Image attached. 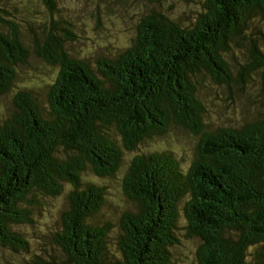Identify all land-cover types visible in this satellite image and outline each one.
I'll use <instances>...</instances> for the list:
<instances>
[{"label":"trees","instance_id":"16d2710c","mask_svg":"<svg viewBox=\"0 0 264 264\" xmlns=\"http://www.w3.org/2000/svg\"><path fill=\"white\" fill-rule=\"evenodd\" d=\"M42 1L57 9L56 0ZM202 7L193 24L150 14L129 47L93 64L66 51L73 35L57 36L52 22L43 42L33 32L29 47L23 22L0 8V95L30 63L31 48L60 69L46 104L21 91L16 111L0 119L1 248L29 254L21 228L38 223L40 210L69 185L70 209L49 234L45 258L24 264H177L176 253L193 239L195 260L185 264H264V119L207 128L200 87L203 77L244 91L259 69L264 86V0H205ZM240 43L249 46L252 68L235 77L226 57ZM172 126L200 136L195 160L187 171L171 150L131 160L122 188L134 207L121 218L117 256L112 223L97 220L106 187L87 179L88 171L116 179L125 150Z\"/></svg>","mask_w":264,"mask_h":264},{"label":"rangeland","instance_id":"374dc122","mask_svg":"<svg viewBox=\"0 0 264 264\" xmlns=\"http://www.w3.org/2000/svg\"><path fill=\"white\" fill-rule=\"evenodd\" d=\"M205 0H56L57 9L51 13L42 0H0V8H7V13L13 17L8 19L23 22L22 28L27 37L26 43L32 46L33 32L43 42L49 23L57 28L55 34L61 38H70L73 41L65 42L66 51L75 59L88 64L104 55H116L119 49L129 47L137 35V27L145 17L160 13L164 17L176 18L183 16L186 24H193L202 12ZM44 23V24H43ZM54 23L58 25H54ZM65 29V30H63ZM68 30V31H66ZM234 47L226 57L230 69L235 77L241 67H250V50L246 43ZM261 49H264L260 46ZM256 62V61H253ZM252 68V67H250ZM57 67L51 66L38 58L31 48L30 63L19 68L18 77L13 87L6 94L0 95V119L16 111L15 96L21 91L31 92L38 100L46 104L50 84L55 80ZM252 79L247 83L244 91L233 87L230 90L218 85L211 78H200L202 100L206 108L204 125L216 129L233 125L239 127L248 121L264 119V86L262 69L253 71ZM117 142L122 141L117 135ZM200 136H194L182 127L172 126L167 135L146 140L136 151L125 150L124 163L116 179H100L92 171H88L87 179L106 187V205L97 217L102 223L111 222L113 232L109 240V247L119 256L117 240L120 233L122 216L134 207L123 194V178L130 166L131 160L143 152L173 151L184 171H187L195 160V154ZM65 192L56 200H50L46 210H40L43 216L38 223L22 227L30 243L29 254H15L0 247V264H24L35 255L45 258L43 250L46 242L55 227L62 223L63 214L70 209L68 201L71 187L65 185ZM36 219V216H35ZM181 225H186L184 216ZM58 227V226H57ZM198 241L187 242L186 247L176 255L180 258L177 264H185L184 260L194 261ZM61 258L56 262L60 263Z\"/></svg>","mask_w":264,"mask_h":264}]
</instances>
